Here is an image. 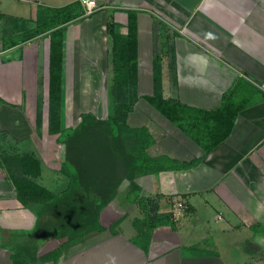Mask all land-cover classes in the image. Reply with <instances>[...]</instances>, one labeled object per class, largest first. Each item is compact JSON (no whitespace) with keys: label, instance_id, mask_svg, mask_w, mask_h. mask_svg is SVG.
<instances>
[{"label":"crops","instance_id":"obj_1","mask_svg":"<svg viewBox=\"0 0 264 264\" xmlns=\"http://www.w3.org/2000/svg\"><path fill=\"white\" fill-rule=\"evenodd\" d=\"M95 1L86 16L81 0H0V264H264V0ZM130 12L131 137L121 134L112 169L98 137L96 167L72 183L60 132L84 114L105 120L88 106L108 90L111 32L128 35ZM58 28L61 129L51 133ZM157 54L171 118L146 99ZM142 200L161 222L145 219Z\"/></svg>","mask_w":264,"mask_h":264},{"label":"trees","instance_id":"obj_2","mask_svg":"<svg viewBox=\"0 0 264 264\" xmlns=\"http://www.w3.org/2000/svg\"><path fill=\"white\" fill-rule=\"evenodd\" d=\"M129 19V33L127 36H120L111 32L113 36L112 48V77L110 92L112 96L120 101L122 97V86L130 85L136 86L138 80V39H137V18L136 13L130 12ZM174 58V51L172 52ZM62 62H63V28H58L52 33L51 37V56H50V90H49V111L50 124L49 129L51 133L60 132L61 116L60 109L62 105ZM175 68V63L174 66ZM154 94L147 96L146 99L152 103L157 109L168 115L170 118V111L172 108L169 103L162 97V56L157 54L154 57ZM133 99L132 105L122 107V112L125 117L129 114L135 102ZM121 108H117L114 114L108 116L105 120H98L93 114L82 115V121L75 128H68L61 131L59 139L66 143L67 156L62 166L72 176V183L79 181L80 174L89 168H94L97 165V138L105 139L107 147L102 150V155L111 158L104 162H110L113 165L114 151H119V145L122 142V136L118 119L121 113ZM145 130H137L138 136L143 137ZM61 137V138H60ZM143 140V139H142ZM140 151L143 154L145 143H140ZM101 150V149H100ZM138 153V152H135ZM112 155V156H111ZM136 155V154H134ZM138 162L139 158H137ZM113 161V162H112ZM93 163L94 166L91 164ZM126 159V165L128 166ZM138 163V165H139ZM25 166L31 171L35 164L30 157L24 159ZM106 167H110L106 165ZM33 171V170H32ZM35 174L39 173V168L36 164ZM142 209L145 213V219L154 220V222H161V219L155 214V207L148 206L145 200L141 202ZM158 218V219H157ZM156 224V223H155ZM99 231L104 227L98 226Z\"/></svg>","mask_w":264,"mask_h":264},{"label":"rangeland","instance_id":"obj_3","mask_svg":"<svg viewBox=\"0 0 264 264\" xmlns=\"http://www.w3.org/2000/svg\"><path fill=\"white\" fill-rule=\"evenodd\" d=\"M112 53L110 54V61H109V86H108V90L105 89L104 90V96L102 98V101L100 102L101 104L96 107V103L93 102V98H91L90 100V104L88 106L89 109L95 110L94 108H98L99 109V115L98 118L99 119H106L107 116L114 114V112L117 110V108H121V113L119 114V126H120V131L121 134H123L125 136L126 142H128V138L131 137L132 131L129 128V126L127 125V118L128 115L125 117V114L122 112V107L123 106H127V105H132L133 99H134V87L130 86V85H125L122 86V97L120 101H117L111 94L110 92V86H111V77H112ZM68 94L66 96V101L69 105H75L77 104V101H79L78 96H76L78 94L77 90H74L75 88L72 87V84L74 82H72L71 80L68 82ZM107 83V82H106ZM105 88H107V86L105 85ZM108 91V95H107V91ZM74 93V94H73ZM93 102V103H92ZM80 107V106H79ZM74 117H76L77 120V111L73 114ZM93 166L94 164L91 163ZM105 165H108L110 167V169L113 168V165L110 162H104ZM106 167V169H108ZM111 179V178H110ZM258 230V228H255Z\"/></svg>","mask_w":264,"mask_h":264},{"label":"built area","instance_id":"obj_4","mask_svg":"<svg viewBox=\"0 0 264 264\" xmlns=\"http://www.w3.org/2000/svg\"><path fill=\"white\" fill-rule=\"evenodd\" d=\"M84 6V15L89 16L98 10V4L95 0H81Z\"/></svg>","mask_w":264,"mask_h":264}]
</instances>
